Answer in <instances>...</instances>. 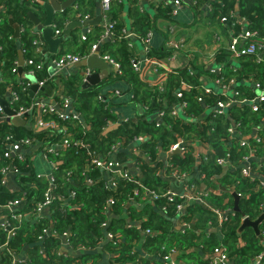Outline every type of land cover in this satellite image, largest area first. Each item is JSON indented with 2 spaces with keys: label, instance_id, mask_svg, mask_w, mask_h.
Instances as JSON below:
<instances>
[{
  "label": "trees",
  "instance_id": "16d2710c",
  "mask_svg": "<svg viewBox=\"0 0 264 264\" xmlns=\"http://www.w3.org/2000/svg\"><path fill=\"white\" fill-rule=\"evenodd\" d=\"M3 1V0H0ZM202 2L204 0H198ZM6 4V13L4 18L0 20V47L3 51V73L2 82H0V94L5 92L8 84H12L15 91L19 94L18 101L14 102V106H29L36 101L41 95L32 97L29 89H24L19 83V73L13 72L16 61L19 59V47L22 45L24 52L23 71L28 72L35 68L30 65L27 60L34 59L39 62L45 55L43 51L37 48L34 41L38 37L37 33L32 29V22L28 17V12L32 9V3L28 0H4ZM239 4V15L246 17L250 23L249 28L257 30L259 38H264V0H223V2L215 3L214 12L219 17H227V21H234L231 12L236 10ZM41 8L40 4H35ZM94 10V4H92ZM125 10L123 0H112L109 14L113 21H116L114 31L116 36L112 39H103L105 32L104 22L102 25L94 27L93 33L84 41V45H80L79 53L87 56L91 53L94 43H102V51L108 53L116 62L120 64L119 70L109 76V81L122 80L130 85V90L134 92L133 101L140 109L137 119H128L119 121L120 117L113 111L114 97L109 99L107 95L101 94L100 85H94L88 88L82 87L83 78L79 74H75L64 81L66 93L71 96L75 102L78 112L84 116L89 123V127L85 129L84 124L79 119L63 120L57 115L46 117V121H54L63 127V138L69 133L72 140H79L88 144V147H67L61 150L63 155L58 168L53 175L55 179V193L57 195L51 207V216L44 215L41 220L33 221L27 216L32 215L37 203L44 198L45 192L52 186L51 179L48 177L37 176L31 167L30 155H26L25 160L21 161L17 156L12 158L16 160L20 168L21 189L11 193L6 185L0 187V203H5L8 199L22 198L23 191H27V195L18 209L14 212H21L24 218L21 221L12 220V226H15V233L9 237L8 230L0 228V264H11L15 254L20 252L24 247L32 244L27 248L29 261L17 262L16 264H72L77 259L88 260L96 259L101 256L100 253H86L79 256L71 255L68 257L60 256L58 252L63 238L59 235H52L45 238L44 247L37 245L39 236L43 228L52 225L57 232L70 231L69 241L73 245L84 248H95L105 240L107 232H113L120 240L117 243L106 240L104 247L109 250L110 257L114 261H120L126 264H171L159 259H154L160 255H165L171 249L181 250V258L195 264H210V256L212 250L220 245H224L233 264H249L256 260V257L264 252L263 242L257 236L253 227H246L239 232V227L243 223L244 217H250L252 220L257 219L264 213V186L257 188V181L252 183L248 178L242 176L239 166L243 163L246 156L253 154L256 158L252 162V167L256 168L259 173L264 175V135L262 140L250 137L249 145H240V136L251 135L255 127L264 122V102L261 103L260 109L254 111L251 103H244L243 107L233 106L229 117L227 114H219L214 120H209L199 132L201 140L212 145V150L208 153V160H199L193 153L187 152L185 157L173 156L175 163L180 171L189 172L196 165L201 170V182L214 186L217 181L216 175L221 172L222 166L216 162L217 157H230L231 163L237 165V170L229 171L221 181L224 183L238 179L239 184L236 185L240 193H249L246 197L241 196L239 201V210L229 212L233 206V197L229 192L222 191L221 196L212 193L210 190L206 200L212 207L221 211L228 210L227 219L220 221V216L205 204L195 201L189 204L187 209L180 214V220L183 222L195 221L196 228L185 227L177 229L173 222L169 219L178 215L177 204L186 201L185 198L176 197L174 201H168L167 197H161L155 203H148L143 208H131L130 213L135 219H141L142 225H127L125 217H114L110 219V214H122L125 211V205L132 195L137 184L123 177H117L116 188H106L104 182L88 185V173L86 166L90 161L89 153L94 155L113 154L115 146L122 142L123 145L130 144L136 137L145 136L146 140L142 141L143 147L163 148L169 147L176 141V133L189 129L187 124H193L190 120H185L179 115L170 114V110L162 117V123L157 125L151 122L148 116L154 110H161L166 102L172 99L176 100V91L181 89L183 81L193 85L191 89L183 91V100L188 101L185 108L186 115L199 117L205 111L207 106H212L219 99H223L220 94L205 93L201 87L196 75H192L188 68L180 69L170 73L164 83H149L143 80L140 72L133 66V52L129 47L130 38L123 35V29L126 27L122 13ZM70 10L67 9L61 15L55 18L54 24L56 28L62 29L65 22L72 19ZM129 16L132 18V30L130 31L135 37L142 38L150 30L156 27L158 14L152 16L146 9L140 8L139 0H134V6L128 10ZM172 11V9H171ZM163 12V11H159ZM77 13H80L79 11ZM102 15V13H101ZM163 13H160L162 16ZM45 18V14L42 13ZM168 20L171 18L165 16ZM21 23L24 29L20 38L14 37V26L10 20ZM231 24V23H230ZM167 41L172 37L169 30L165 33ZM174 49L162 47L160 49H152L147 52V56L157 59H166ZM56 56V55H52ZM153 60V59H152ZM239 66L233 72L236 79H249L253 83H260L264 87V55L262 59H258L255 55H245L238 57ZM159 61V60H158ZM161 62V61H160ZM163 66L164 63L162 62ZM36 77L42 80L47 76V70H37ZM228 75V74H227ZM26 81V80H25ZM27 82V81H26ZM104 81L102 84H104ZM162 86V87H161ZM240 96L252 99L255 92L250 87L240 86ZM199 95H203L204 101L199 102ZM225 99V98H224ZM223 99V100H224ZM113 106V107H112ZM232 119L239 123V135L230 138V128L232 127ZM136 120V121H135ZM119 122L120 124L108 130L105 133L109 123ZM50 129L35 132L28 127L14 125L2 118L0 112V156L4 155L8 141L7 135H12V140L19 138H31L34 143L40 140V145L44 146L43 141L49 136ZM59 137V136H58ZM121 151V150H119ZM119 156V152L117 153ZM252 155V156H253ZM116 157V156H115ZM51 158L58 160L55 154H51ZM258 159H262L259 161ZM6 165L5 159L2 161ZM151 170L148 171L147 180L142 182L151 189L162 193V179L157 176L151 177ZM90 177L96 175L89 174ZM236 182V181H235ZM216 185V183H215ZM23 189V190H22ZM75 192V198L71 201V205L64 204L63 200L72 192ZM135 196L139 201L145 194L141 189ZM114 197L116 202L113 205L108 204V199ZM224 197H230L229 202H223ZM65 205V206H63ZM167 206L166 210H162ZM4 213L10 214L8 210ZM169 217V218H167ZM48 218L49 223H46ZM52 218V219H51ZM12 219V217H11ZM52 221V222H51ZM107 222V226L103 223ZM210 224L219 226L220 231L210 232ZM104 228L107 231H104ZM261 232L264 231V220L260 225ZM150 230L151 233H145ZM144 232V234H143ZM123 236V237H122ZM145 241L142 244L144 252L138 254L134 250L142 238ZM245 243L241 246L240 241ZM5 247V249H3ZM264 264V255L260 261Z\"/></svg>",
  "mask_w": 264,
  "mask_h": 264
},
{
  "label": "crops",
  "instance_id": "0c3cea01",
  "mask_svg": "<svg viewBox=\"0 0 264 264\" xmlns=\"http://www.w3.org/2000/svg\"><path fill=\"white\" fill-rule=\"evenodd\" d=\"M30 3H32V9L30 10L33 12L38 18L42 20V23L44 22L46 18L45 8L42 4H40L37 0H28ZM44 2L50 3L51 0H42ZM59 3H63L68 0H57ZM182 6L178 10V14L176 16H171L172 19L168 20L165 16H169L171 9H174L175 0H142V3L140 4V8L142 10L146 9L152 16H155V14H158V18L156 20V27L153 30V35L150 43V47L152 49H160L162 47L168 46V41L166 38V35L164 34L167 30H169V27L172 23H175L177 26V30L174 35L171 33V38H174L173 40L185 39V44L183 48L179 51L176 50L175 55L176 58L171 60L169 56L166 59H157L152 58L153 60H159L164 63L165 66L159 67V70L157 71L155 69V65L152 63L150 58L147 56V52L145 50L144 43L142 42L141 38L135 37V35H132L130 37L129 47L131 48L133 52V56L136 58L139 64V72L140 76L143 80L146 82L151 83H164L167 80V77L170 73L174 71H178L180 69L188 68V71L192 70L193 74L196 75L198 78V81L203 88V90L211 89L212 93L214 94H220L222 95L224 100H229L232 98H235L238 101L234 102L231 106L227 107L224 110V114H227L229 117H231L230 111L233 106L237 105L240 107H243L244 103H252L249 98H246L245 96H239L236 95V92L241 93L239 90L240 86L250 87L254 92L256 97H260L264 93V87H258L255 83H253L251 80L243 78L237 80L235 75H233V72L236 71L237 67L239 66L238 57L231 56L230 50H229V44L231 42L232 37L241 30V26L237 23L233 25V22L236 21L234 19L233 22L229 21H222L221 16L215 15L214 12V6L215 3H222L223 0H204L202 2H199L198 0H181ZM125 10L122 13V16L125 20L126 29L128 31H131L132 29V18L129 16V11L134 6V0H123ZM35 4H40L41 8L37 7ZM92 4H94V10H92ZM69 9L70 15L72 19L65 22L63 28L61 29V34L56 33V26H55V37L58 36H64L65 40L60 44L58 53H49L48 52V45L45 43L42 33L36 32L35 29L38 27L36 24L31 21L29 15V19L32 22V29L37 33V35L40 34L43 45L40 47V50L44 51L47 50L46 53L43 52L45 57H52V55H60L64 52H72L80 54L79 47L80 45H84V40H82V35L87 31V28H91V31L93 33L94 27L97 25H102L103 18L101 21L95 25H89L85 26L83 25V22L86 20H93L96 19L98 16L102 13V7H101V1L100 0H75L72 4H70L65 10ZM59 11L56 13L55 18L62 14L63 11ZM29 11V12H30ZM80 13H77V12ZM163 11V12H159ZM28 12V13H29ZM237 17H242L239 15V4L236 5V10L234 11ZM6 13V4L3 1H0V20L3 17V15ZM42 13L45 14V18L42 17ZM160 13H163L162 16H160ZM88 16L89 18L86 19L85 17ZM102 16V15H101ZM80 20L82 22V25H75L71 28L69 35H64L63 31L65 29V26L70 23L73 20ZM12 20V19H11ZM10 20V21H11ZM11 23V22H10ZM231 23V24H230ZM13 24V23H12ZM15 24L20 25V36L24 29V26L21 23L14 22V34H15ZM13 34V35H14ZM15 37V36H14ZM20 38V37H19ZM18 38V39H19ZM170 38V39H171ZM101 45V51L100 53L104 54L102 51V43ZM19 51L21 50L23 52V47L19 43L18 44ZM172 49V48H170ZM108 54V53H106ZM173 54V53H172ZM3 51L0 47V82H2V71H3ZM81 55V54H80ZM109 55V54H108ZM80 62H82L87 57L91 56V54L84 57ZM24 57V52H23ZM101 57V56H100ZM257 57V56H256ZM102 58V57H101ZM258 58V57H257ZM104 59V58H103ZM105 60V59H104ZM107 63H109L112 67L108 69L109 75L104 78L99 84L101 87V94L107 95L109 99L115 98L114 103L116 105L113 108V111L117 113L120 117L119 121L125 120L127 118L129 119H137L138 114L141 112L140 109L137 107L136 103L133 101V95L134 92L130 90V85L126 81L122 80H116V81H109V76L111 74H114L117 70L115 69V66H113L109 61L106 60ZM19 66L20 64V55L18 59ZM24 64V62H23ZM52 66H49L47 70V76L45 77L47 79V82L44 86V89H39L34 97H37L41 95L44 97L45 102L48 104H56L58 106L59 110H64L62 106V101L66 98H69L71 101V108L65 109L64 112L67 113H79L75 102L66 93V87L64 81L66 79H69L75 74H79L83 80H82V87L83 83L85 81V77L87 74H90L91 72H98V68L90 69L89 66H78L74 64L67 65L63 67L62 69H58L56 67H52L55 69V71H50ZM19 68V67H18ZM17 68V72H18ZM228 74V75H227ZM20 74H18L19 76ZM19 83L24 88V85L26 84L25 79L20 75L19 76ZM224 79L226 82L233 79L234 83L230 85L229 87H222L217 83L218 79ZM104 81H106L104 84H102ZM31 86V84H30ZM29 86V87H30ZM94 86V85H91ZM90 86V87H91ZM120 91V93H116V91ZM179 90V89H178ZM185 90V89H184ZM13 91L14 88L12 84H8V86L5 88V92L3 94H0V98L6 102H8L10 109L15 111L14 101H13ZM240 95V94H239ZM247 99L246 101H243ZM63 101V103H64ZM181 101L176 97L175 99L170 100L169 102H166L162 109H172L176 108L179 112V116L185 120H190V122H193V124H187L186 127H189V129L185 131H180L176 133L177 136L176 141L172 144L176 143L177 141H184L186 149L182 152L180 149L172 150L171 146L163 148L160 143V148L157 147H143L142 141L133 140L130 144H126L121 146L119 151V156L116 154V159L119 160L123 167L118 168L113 171L109 170H103L100 168H97L89 163L86 166V170L88 173V185H94L96 183H110L115 177H120V170L128 169L131 174H133L136 178H138L140 181L144 182L148 178V171L149 169L152 171L150 176L151 177H160L162 179L161 181V189L166 191L167 189H171L174 193H176L177 197H184L186 196L189 191L187 190L186 186L188 184H196L198 187V190L201 192L204 191H212V193L217 194V196L222 195V191L229 192L232 194L233 191H236L239 193V190H237L236 185L239 184L237 182L238 179L234 180L235 176L231 177L233 180L231 182L224 183L221 181L225 176H228L229 171L237 170V165H230L228 170L224 173V166L221 168V172L216 175L217 181L214 183V186L207 185L204 182L199 181L200 177L202 175L201 170L199 169V166L196 165L191 171L185 172L187 175L182 180L175 179L173 177H169L170 173L175 169L178 168V165L175 163L173 156L177 155L180 158L187 154V152L193 153V155L196 157V152L199 151L201 153H208L212 150V145L209 143H206L205 141L201 140L199 136V132L202 131L203 127L209 120H214L217 117H214L215 113V103L212 106H207L206 111L199 117H194L192 115L187 116L186 112L183 111V108L181 107ZM1 104V103H0ZM2 105V104H1ZM24 106V105H21ZM3 107V105H2ZM26 108H32L33 102L29 106H25ZM113 107V106H112ZM161 109V110H162ZM4 110V108H3ZM154 110L151 112L148 116V119L151 122H155L156 124L162 123V117H160L159 113L161 111ZM1 112V111H0ZM5 112V110H4ZM2 113V112H1ZM28 113V114H27ZM25 115L17 116L21 117L26 120L25 125H17L22 127H28L31 128L33 125V112L29 111ZM2 118L7 121V114L6 112L2 114ZM80 122L84 124L85 129L89 127V123L86 121L84 116L80 117ZM136 121V120H135ZM10 122V121H8ZM12 123V122H10ZM13 124V123H12ZM119 122H113L109 123V126L106 128L105 133L108 132V130H111L112 128H115L119 125ZM15 125V124H14ZM233 128V137L236 135H239L238 126L239 123L232 119ZM50 133L49 136L46 137L43 141L44 147L36 149V145L40 142V140L36 143H34V146H25L18 149V153H25L26 155H30V163L33 172L37 176L42 177H48L52 178L55 170L58 168V163L63 162V155L60 154L61 150L64 148H67L66 146H63V127L59 123L54 122L53 125L49 126ZM264 135V122L259 123L251 135L248 136H240L244 138H250V137H259L263 139ZM11 136L12 135H7ZM6 136V138H7ZM59 136V137H58ZM65 136H69V133H66ZM146 138V137H145ZM22 138H19L17 140H21ZM7 140V139H6ZM146 140V139H145ZM14 141V140H13ZM144 142V140H143ZM8 146V145H7ZM52 147L54 149L53 154H55L56 157H58V160L52 159L51 154H49V157L44 154L47 148ZM88 147V146H87ZM8 149V147H7ZM6 149V150H7ZM255 156H251L250 160L247 161L248 165H244L242 163L239 166L240 171H242V167L249 166L254 170V174L250 177L249 181L252 183H255L257 181V188H260L264 186V175L259 173L256 168L252 167V162H254ZM256 160V159H255ZM261 161L262 159H258ZM179 169V168H178ZM21 172V171H20ZM92 173V175H96L94 177H90L89 174ZM20 174V173H19ZM19 174H11L6 182V186L8 187L9 191L11 193L17 192L21 189V179ZM242 174V173H241ZM218 175H223L222 177H218ZM92 180L93 183H90L89 181ZM236 181V182H235ZM221 185L224 187L230 188L233 191H226L221 188ZM23 190V189H22ZM243 194V197H246L247 195L250 197V190ZM76 194V193H75ZM75 194H70L68 197H65L63 200H65L64 204L71 205V201L75 198ZM133 195V196H132ZM130 196L128 202L125 205V211L122 214L116 215L114 213L110 214V219L114 217H125L127 219V225L131 226L133 225H142L141 219H135L132 217L130 213L131 208H143L148 203H155L145 195L142 196V200L139 201L138 198H135V195L132 193ZM233 197V195H232ZM19 198V197H17ZM15 199V198H12ZM9 200V199H8ZM191 201L195 202L194 200H187L184 205L183 211L187 209L186 206L191 204ZM230 197H224L223 202H229ZM234 202V197H233ZM2 203H0L1 205ZM65 206V205H63ZM231 208L234 210V204L231 206ZM231 210V209H230ZM51 209L50 211H45L44 213L38 214L33 210L32 215L27 216L29 219H32L33 221L41 220L44 215H47V217L51 216ZM236 211V210H235ZM171 221L173 222L174 226L177 229H183L185 227H192V225H195V221L192 222H185L188 225H184L183 221H181L179 218V215H176L175 217H170ZM246 218V217H245ZM244 218V219H245ZM52 219V218H51ZM243 219V221H244ZM5 220V213L3 210L0 209V225ZM52 222V221H51ZM46 223H49L48 218ZM50 230L53 231L52 225H49ZM48 227V226H47ZM196 227V225H195ZM194 228V227H192ZM104 231L106 232L107 229L104 228ZM68 233V237L62 236L61 232H58L57 235L62 236L63 241L62 244L59 247L58 252L56 253L63 257H68L71 255L79 256L86 253H100L101 256L96 259H88V260H82L77 259L72 264H126L122 263L120 261H114L110 257V252L108 249L104 247L105 241H111L105 236V240L102 241L97 247L95 248H84L78 247L76 245H73L72 242L69 241V236L71 234L70 231H66ZM14 232H9V237H11ZM144 234V232H143ZM55 235V234H54ZM145 235V234H144ZM52 235H46L43 239H40L37 241V245L39 244L44 247L45 244V238L50 237ZM123 237V236H122ZM68 240V241H67ZM145 241V237L142 238V240L134 246V250L138 252V254H142L144 252L143 249V243ZM245 243L244 240L240 241V245L242 246ZM32 244L27 245L24 247L20 252H18L14 260L17 259L19 262L23 261H29V256L27 252V248L30 247ZM5 249V247L3 248ZM181 250H178L177 253L172 255V258L178 262H185L180 256H181ZM175 256V257H174ZM152 258L157 259L156 257L152 256ZM233 258V257H232ZM231 258V263L233 262V259ZM13 260V261H14ZM161 261V260H160ZM138 262V260H135V263ZM13 264V263H11ZM65 264V263H60ZM129 264V263H128ZM131 264V263H130ZM187 264H195L194 262H188Z\"/></svg>",
  "mask_w": 264,
  "mask_h": 264
},
{
  "label": "built area",
  "instance_id": "2783aa9c",
  "mask_svg": "<svg viewBox=\"0 0 264 264\" xmlns=\"http://www.w3.org/2000/svg\"><path fill=\"white\" fill-rule=\"evenodd\" d=\"M101 1V7H102V18H103V22H104V26H105V32L103 35V39H110V38H114L116 36V33L114 31V27L116 24V21H113L111 19V16L109 14V9L112 3V0H100ZM140 4L142 3V0H139ZM175 7L174 9H172L171 11V16H176L178 14V10L181 8L182 6V1L181 0H175ZM231 16H233L235 18L236 14L234 11L231 12ZM86 19H88L89 17L86 16ZM227 17H222V21H227ZM236 21L233 22V25H235V23L239 24L241 26V30L239 32H237L231 39V42L229 44V50L231 53V56L233 57H241V56H245V55H255L258 57V59H262V56L264 55V38H259V33L257 30H252L249 28V23L250 21L246 18V17H236L235 18ZM56 25L54 24V27ZM177 30V26L175 23H172L169 27V32L174 35L175 32ZM37 32V31H36ZM61 29L56 28V33L57 34H61ZM92 33L91 28H87V31L85 33H83L82 35V40L86 41L89 38V35ZM123 35L126 38H130L133 34L128 31L126 28L123 29ZM152 35H153V30H150L145 36H143L141 38L142 42L144 43L145 46V50L149 51L151 49L150 47V43H151V39H152ZM174 38L169 39L168 41V46L172 49H174V51L176 52L181 50L185 44V39L181 38V39H177V40H173ZM43 40L40 36V34L38 35V37L36 38V40L34 41V44L37 45V48L40 49V47H42L43 45ZM98 45H100V43H94L92 45L91 48V55H94L97 53V48ZM175 52L173 54H171L169 56V58L171 60L176 58ZM99 55L104 58L105 60L109 61L113 66L117 67L119 69L120 64L118 62H116L110 55L104 53H99ZM86 57V56H84ZM82 56L80 54L77 53H72V52H64L60 55L57 56H52V57H43L42 59L39 60L38 63H36L34 61V59H29L27 60V63L30 65H35V68H33L32 70L28 71L27 73L29 74H36L37 70H43V69H47L49 66L52 67H56L58 69H62L63 67L70 65V64H75L78 63L82 60ZM152 63L155 65V69L158 71L159 67L163 66L162 62L157 61V60H152ZM133 66L136 70L139 71L140 67L138 64L137 60H133ZM19 67V63L18 61H16L15 67L13 68V72H17V68ZM51 67V68H52ZM191 74H193V71L190 70L189 71ZM36 76V75H35ZM25 79V78H23ZM27 82L24 85V89H29L31 82L27 79H25ZM47 82L46 78H43L42 80L38 79V83L41 87H44L45 84ZM217 83L222 86V87H229L230 85H232L234 83V80L231 79L229 81H225L224 79H218ZM256 85L258 87H262V85L260 83H256ZM162 87V86H161ZM193 87L192 84L183 81L181 83V89H179L178 91H176V97L181 101V107L183 108V111H185V108L188 106V101L187 100H183V91L184 89H191ZM205 93H212L211 89H206L204 90ZM116 93H120V91H116ZM239 92H236V95H238L239 98ZM19 99V94L17 91H13V101H18ZM247 99L243 100L246 101ZM251 100V104H252V109L254 111H258L260 109L261 103L264 102V93L260 96V97H256V98H252ZM64 101V100H63ZM62 101V106L64 107V110H59L58 106H56V104H48L45 102L44 97H39L36 101L33 102V107L30 108H26L25 106H18L15 108V115L17 116H22L25 115L27 112L32 111L33 112V116H34V120H33V125L31 127V129H33L35 132L37 131H43L46 128H49V126L53 125L54 121H46V117L48 116H52V115H57L59 118L63 119V120H70V119H80L81 114L79 113H67L64 112L65 109H69L71 108V101L69 98H66L64 103ZM198 101L199 102H203L204 101V97L203 95H199L198 97ZM238 101V99L236 100L235 98L229 99V100H223V99H219L217 100V102L215 103V113H214V117L218 116L219 114L224 113V110L231 106L234 102ZM0 111L2 112V114H4V110L2 105L0 104ZM170 114L177 116L179 115V112L177 111L176 108H172L170 109ZM167 111L162 109L159 113L160 117H163L165 115ZM129 118L125 119L128 120ZM162 119V118H161ZM157 125H160V123H158ZM233 128H230V138H233ZM245 136V135H243ZM255 137V136H254ZM7 141H8V149L5 151L4 155L0 156V187H2L3 185L6 184L8 177L11 174H19L20 173V168L18 163L16 162V160L14 158H12L13 155L17 156V158L21 161L25 160V156L22 153H18V149L19 148H23L25 146H34V141L31 138H25V139H21V140H12L11 136H7ZM255 139L257 140H262V138L259 137H255ZM135 140L138 141H143L145 140V136H139L136 137ZM250 139L249 138H244L241 137L240 139V145H249ZM63 146L66 147H87L88 144L84 143V142H80L79 140H72L69 136H65L64 140H63ZM40 143H38L36 145V149L39 148H43L44 146L39 147ZM185 143L184 141H177L176 143L172 144L171 149L172 150H176V149H180L182 150V152L186 149V147L184 146ZM121 146H123L122 142H119L116 146H115V151H114V155L110 154L107 155L106 157H102V155H94V152L89 153L90 155V162L93 166L103 169V170H109V171H113L116 170L118 168L123 167L122 163L117 160L115 158L116 154L119 152ZM54 149L52 147H49L46 149V151L44 152V154L46 156L49 157V154L53 153ZM209 153V152H208ZM208 153H201L199 151L196 152V158H198L199 160H208ZM253 154L246 156L243 163L244 165H248L247 161L250 160V157ZM254 156V155H253ZM3 159H5V163L6 165L2 164ZM216 162L218 165L223 166L226 165L227 163H229L230 165H233L231 163L230 157H217L216 158ZM61 163V162H60ZM58 163V165L60 164ZM242 176L245 178H249L252 176V174H254V170H252L251 167L246 166V167H242ZM121 177L132 181L134 183L137 184V187L134 189L133 194L135 195H139V191L142 189L143 192H145V196L148 197L149 199H151L152 201H157L159 198L161 197H167L168 201L172 202L175 200L176 193H174L173 191H171V189H167L166 191H163L161 194L158 193L156 190L149 188L148 186H146L144 183H142L138 178H136L133 174H131L129 172L128 169H123L120 170V174ZM186 173L183 171H180L178 168H175L169 175V177H173L175 179H179V180H183L186 177ZM51 182H52V186L50 188H48L45 192L44 198L39 201L34 209V211L38 214L44 213L45 211H50L53 202L55 201L57 195L55 193V179L54 177L51 178ZM90 183H93L92 180L89 181ZM117 177L114 176V179L110 182V183H105V187L106 188H116L117 187ZM187 190L189 191V193L182 197L189 200H194V201H199L203 204H205L209 209H212L215 213H217L220 216V221H224L227 219V214H228V210L225 211H221L218 208L212 207L211 204L208 203V201L206 200V197L208 196V194L210 193L209 191H204L201 192L198 190V187L196 184H188L186 186ZM71 194H75V192L73 191ZM239 194L242 196L243 194L239 192ZM27 195V191H23L22 193V198H15V199H9L8 201H6L5 203L0 205V209L1 210H8L11 212L10 214H6L5 213V220L4 222L0 225V228H4L6 230H8V232H14L16 227L12 226V220H17V221H21L24 218L23 213L21 212H14L15 209H18L19 207H21L24 197ZM116 200L115 198L112 196L108 199V204L111 206L113 204H115ZM186 201H182L179 202L177 204V212L178 215L180 217V214L183 212L184 209V205H185ZM167 209V206L163 207V211ZM234 211L233 209H231L229 212ZM12 217V219H11ZM245 218V217H244ZM184 225H188L187 223H183ZM103 226H107V222L103 223ZM51 226L45 227L43 228V231L41 233V235L39 236L40 239H43L46 235H57V231L50 230ZM210 232L214 231V232H218L220 231L219 226H214L213 224H210ZM145 233H151L150 230L145 231ZM262 235L264 238V231H262ZM62 236H66L68 237V233L66 231H64L62 233ZM107 238L109 240H111L113 243H117L120 239L117 238V235H115L113 232H107L106 234ZM68 241V240H67ZM70 242V241H68ZM178 249H171V251H169L167 254L165 255H160V256H156L157 259L167 262V263H171V264H182V262H178L176 260H174L172 258V255L177 253ZM16 255V254H15ZM264 255V252L259 254L256 257V260L249 263V264H260V261L262 259ZM210 264H233L231 263V257L227 251V248L224 245H220L215 247L212 250L211 256H210ZM18 262L17 259H15L12 263L16 264ZM137 264H139V262H137Z\"/></svg>",
  "mask_w": 264,
  "mask_h": 264
},
{
  "label": "water",
  "instance_id": "95a60500",
  "mask_svg": "<svg viewBox=\"0 0 264 264\" xmlns=\"http://www.w3.org/2000/svg\"><path fill=\"white\" fill-rule=\"evenodd\" d=\"M37 1L40 4H42L43 7L45 8L46 18H45L44 22L42 23V20L40 18H38L31 11L28 13V15H29L31 21H33V23L38 26L35 29V31H37V32L41 31L43 39H44L45 43L48 45V52L57 54L59 46L65 40V37L64 36L55 37V27H54L55 15L57 12L65 10L75 0H68V1H65L63 3H59L57 0H51L50 3L44 2L42 0H37ZM101 19H102V16L100 15L96 19L84 21L83 25H85V26L95 25V24L99 23L101 21ZM10 22L14 24L13 20H11ZM75 25H82V22L80 20L75 19V20L71 21L70 23H68L65 26V29L63 31L64 35H69L71 28L74 27ZM14 36H15V38L20 37V25H18V24H15ZM100 51H101V45H98L96 54L87 57L82 62H78V63L74 64V65H78V66H81V65L89 66L90 69L98 68V70H99L98 72H91L90 74L86 75L85 81L83 83V88H88L91 85H97L104 78H106L109 75L108 69L112 66L109 63H107L106 60H104L103 58L100 57V55H99ZM43 52L46 53L47 50L45 49ZM19 55H20V64L21 65L18 68V72L23 78H25L31 82V86L29 88V93L32 97H34L35 94L37 93V91L39 89L43 90L44 87H41L39 85L38 78L35 75L29 74V73L23 71L24 57H23V52L21 50L19 51ZM115 69L117 71L119 70L117 67H115ZM50 71L51 72L55 71V69L51 68ZM0 103L3 105V108L7 114V121H10L15 125H25L26 120L21 118V117H17L15 115V111L10 109L8 102H6L0 98ZM229 166H230L229 163H227L224 166V173L228 170ZM222 176L223 175H218V177H222ZM221 188L223 190H226V191H233L232 189L224 187L223 185H221ZM232 195L234 197V210L238 211L239 210V201L241 199V195L236 191H233ZM191 203H193V201H191ZM167 218H169V217H167ZM169 219L171 220V218H169ZM263 220H264V213H262L255 220H252L250 217H246L244 219L243 223L241 224V226L239 227L238 231L242 232L248 226L253 227L257 236H259L260 240L263 242V235H262V232L260 229V225L263 222ZM192 227L196 228L194 224L192 225Z\"/></svg>",
  "mask_w": 264,
  "mask_h": 264
}]
</instances>
